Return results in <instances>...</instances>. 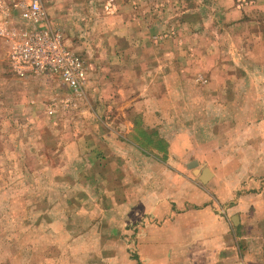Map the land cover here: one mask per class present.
Segmentation results:
<instances>
[{"label":"rangeland","instance_id":"rangeland-1","mask_svg":"<svg viewBox=\"0 0 264 264\" xmlns=\"http://www.w3.org/2000/svg\"><path fill=\"white\" fill-rule=\"evenodd\" d=\"M41 2L88 81L16 69L0 0V264H147L135 195L213 178L236 260L264 264V0Z\"/></svg>","mask_w":264,"mask_h":264},{"label":"crops","instance_id":"crops-1","mask_svg":"<svg viewBox=\"0 0 264 264\" xmlns=\"http://www.w3.org/2000/svg\"><path fill=\"white\" fill-rule=\"evenodd\" d=\"M176 169L181 172L180 165ZM208 183L195 184L193 192L173 193L171 198L165 184L161 192L144 188L135 195L132 203L140 208L139 217L153 237L147 239V264L253 263L247 255L236 260L228 235L231 217L217 209L223 200L207 188ZM181 185L180 181L179 190ZM137 213L134 208L133 216Z\"/></svg>","mask_w":264,"mask_h":264},{"label":"built area","instance_id":"built-area-1","mask_svg":"<svg viewBox=\"0 0 264 264\" xmlns=\"http://www.w3.org/2000/svg\"><path fill=\"white\" fill-rule=\"evenodd\" d=\"M14 6L22 23L6 27L4 35L14 67L20 72L56 74L63 84L79 93L88 81L87 66L76 51L66 46L41 0H14Z\"/></svg>","mask_w":264,"mask_h":264},{"label":"water","instance_id":"water-1","mask_svg":"<svg viewBox=\"0 0 264 264\" xmlns=\"http://www.w3.org/2000/svg\"><path fill=\"white\" fill-rule=\"evenodd\" d=\"M194 164H197V161H194ZM210 174H211L210 170L208 168H205L201 173L200 176L201 180L205 181L210 176Z\"/></svg>","mask_w":264,"mask_h":264},{"label":"bare ground","instance_id":"bare-ground-1","mask_svg":"<svg viewBox=\"0 0 264 264\" xmlns=\"http://www.w3.org/2000/svg\"><path fill=\"white\" fill-rule=\"evenodd\" d=\"M194 164V163H193Z\"/></svg>","mask_w":264,"mask_h":264}]
</instances>
